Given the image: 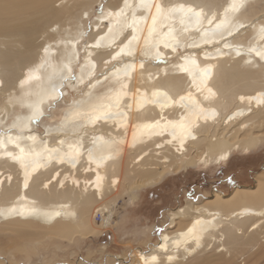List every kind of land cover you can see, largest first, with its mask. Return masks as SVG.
I'll list each match as a JSON object with an SVG mask.
<instances>
[{"label": "bare ground", "instance_id": "6f19581e", "mask_svg": "<svg viewBox=\"0 0 264 264\" xmlns=\"http://www.w3.org/2000/svg\"><path fill=\"white\" fill-rule=\"evenodd\" d=\"M151 2L164 6L155 25V8L141 7L142 0H127L130 7L108 0L92 22L102 0H0V115L16 110L0 129L3 236L16 231L19 239L73 242L101 235L116 226L124 197L135 200L168 173L227 161L235 149L248 152L264 139V58L256 55L264 51V0H244L238 10L233 0ZM188 9L201 14L199 23ZM133 13L138 39L128 44ZM224 20L227 28L217 29ZM65 64L70 74L61 73ZM62 74L73 79L62 81ZM51 84L62 85L71 100L56 98L67 107L39 132L34 125L52 100L41 104L38 122H29V105ZM116 95L115 119L66 122ZM254 179L168 209L170 225L156 242L135 248L130 260L101 264H264V174ZM2 242L0 264H17L3 257L12 245Z\"/></svg>", "mask_w": 264, "mask_h": 264}, {"label": "rangeland", "instance_id": "374dc122", "mask_svg": "<svg viewBox=\"0 0 264 264\" xmlns=\"http://www.w3.org/2000/svg\"><path fill=\"white\" fill-rule=\"evenodd\" d=\"M107 2L102 0V3L94 4L91 22ZM63 97L67 101L71 100L67 93ZM66 107L67 102L62 99L51 109L48 105L45 117L34 126L41 132L46 128L45 124H55ZM15 112L13 106H9L1 113L0 118H4V122L0 124V129H7L4 123ZM256 174H264V139L248 152L235 149L227 161L197 163L178 174L168 173L160 184L138 190L135 200L124 197L117 204L119 213L116 226L101 235H78L70 242L57 236L26 237L24 233L25 237L21 235L24 238L19 239V232L7 231L4 236L0 234V244L9 241L12 247L1 254L5 253L3 257L17 264H101L112 258L130 260L135 248L145 249L148 241L156 242L160 232L169 227L168 209L186 207L195 201L203 202L204 195H211L214 190L227 194L236 185L251 186L255 183ZM18 245H24V248Z\"/></svg>", "mask_w": 264, "mask_h": 264}, {"label": "snow or ice", "instance_id": "6c2138e0", "mask_svg": "<svg viewBox=\"0 0 264 264\" xmlns=\"http://www.w3.org/2000/svg\"><path fill=\"white\" fill-rule=\"evenodd\" d=\"M244 0H233V10H238L240 7L243 6ZM125 7H130V5H128L127 0H125ZM141 7H145L148 9L151 8H155V15L152 17V23L153 25H155L157 17L163 16L164 15V6H162L159 3H152L151 0H149V2L144 3V0H142L141 3ZM182 7V6H181ZM188 12L192 13V16L195 17L196 22L199 23L200 22V13L199 12H194L192 9H188ZM124 14V10L121 9L119 13H117V15H121ZM138 23L136 17H135V13H133L132 15V21L131 23H127L126 27L131 28L133 30V35L131 36V39L128 40V44H131L133 40L138 39L137 36L135 35V26ZM209 24L212 23L211 20L208 21ZM228 26V22L227 20L221 21L219 24L216 25L217 29L220 28H227ZM109 31H111V29H109ZM149 36L152 35V30L149 31L148 33ZM228 35H231V29H228ZM260 38L264 39V28H262L260 30ZM145 43H147V41H145ZM99 46V45H97ZM125 47H127V45H125ZM173 51H175V48H173ZM125 52V48H121L119 52L116 53V56L113 57V59H116V57L120 56L122 53ZM132 52L131 50H129L127 52V55H131ZM256 55L257 56H261L262 58H264V51H256ZM161 57H157V59H160ZM95 66L93 65V68ZM141 67H143V63L141 62ZM66 70V72L68 74H70L72 72L71 67L68 64L63 65V68L61 69V73H63ZM210 75V73H209ZM106 78V77H105ZM29 79H36L39 80L38 76L32 77L30 76ZM51 79V77L49 78ZM60 79L63 80H70L73 79V77L71 75H60ZM79 79V78H76ZM97 83H99V81H97ZM90 87H94L95 85H89ZM209 92H211V90L209 89ZM64 95L63 90H62V85L58 86L56 84H51L49 86V90L44 93L41 98L35 102L34 104L29 105V107L32 109V116L30 118L29 122H38L40 117L44 115L43 111L41 110V104L44 103L45 100H52V104L49 105V109L55 107L57 99L56 98H62ZM181 100L184 99V97L180 98ZM120 107V99H119V95L113 96L110 98V101L108 103L105 102H99L96 105H94L93 107H91L89 109V111L87 113H80L78 111H74L73 113H71L66 122L71 121L72 122V127H76L77 124L83 125L84 121H87L90 124H96L98 121H108L110 119H115L116 118V113H114L112 111L113 108L115 109H119ZM214 115V113H213ZM26 126V125H25ZM31 139V137H30ZM61 144L64 143V141H60ZM70 148L73 150V152L78 155L79 154V149L77 147V145H70ZM20 152L23 153L24 149L21 148ZM9 155H11V153H9ZM14 159H17L18 157H13ZM92 152L89 151V159H92ZM103 158H101L100 162H102ZM69 162H71L73 165H75V156H69ZM25 187H27V184L25 183Z\"/></svg>", "mask_w": 264, "mask_h": 264}]
</instances>
